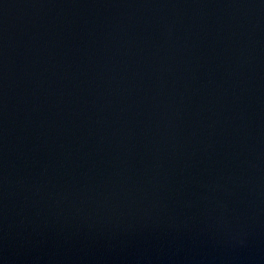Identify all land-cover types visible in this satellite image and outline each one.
Listing matches in <instances>:
<instances>
[{
	"label": "water",
	"instance_id": "obj_1",
	"mask_svg": "<svg viewBox=\"0 0 264 264\" xmlns=\"http://www.w3.org/2000/svg\"><path fill=\"white\" fill-rule=\"evenodd\" d=\"M0 264H264V0H0Z\"/></svg>",
	"mask_w": 264,
	"mask_h": 264
}]
</instances>
